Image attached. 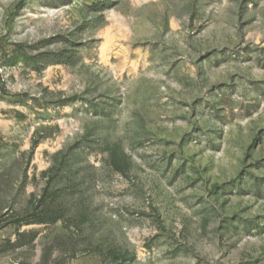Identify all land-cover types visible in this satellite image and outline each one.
<instances>
[{
  "label": "rangeland",
  "instance_id": "rangeland-1",
  "mask_svg": "<svg viewBox=\"0 0 264 264\" xmlns=\"http://www.w3.org/2000/svg\"><path fill=\"white\" fill-rule=\"evenodd\" d=\"M0 264H264V0H0Z\"/></svg>",
  "mask_w": 264,
  "mask_h": 264
},
{
  "label": "trees",
  "instance_id": "trees-1",
  "mask_svg": "<svg viewBox=\"0 0 264 264\" xmlns=\"http://www.w3.org/2000/svg\"><path fill=\"white\" fill-rule=\"evenodd\" d=\"M24 59H26V58H24ZM19 61H21V60H19V58L15 57V56H12V58L9 60V65L10 66H14ZM23 61H26V60H23ZM27 61H30V59H28ZM45 223H47V222L44 221V220H39V222L37 224H45Z\"/></svg>",
  "mask_w": 264,
  "mask_h": 264
}]
</instances>
